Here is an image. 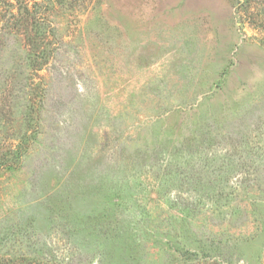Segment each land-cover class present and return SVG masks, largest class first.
<instances>
[{
    "label": "rangeland",
    "instance_id": "rangeland-1",
    "mask_svg": "<svg viewBox=\"0 0 264 264\" xmlns=\"http://www.w3.org/2000/svg\"><path fill=\"white\" fill-rule=\"evenodd\" d=\"M244 3L0 0V264H264Z\"/></svg>",
    "mask_w": 264,
    "mask_h": 264
},
{
    "label": "trees",
    "instance_id": "trees-1",
    "mask_svg": "<svg viewBox=\"0 0 264 264\" xmlns=\"http://www.w3.org/2000/svg\"><path fill=\"white\" fill-rule=\"evenodd\" d=\"M254 0H245V3L243 4V5H247L246 7H247V9L248 10H250V3L251 2H253ZM244 8H245V6H244ZM253 8V7H252ZM260 26H264V18H263V20L261 21V23H260Z\"/></svg>",
    "mask_w": 264,
    "mask_h": 264
}]
</instances>
